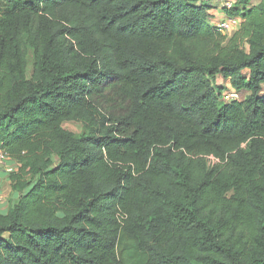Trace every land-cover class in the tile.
Listing matches in <instances>:
<instances>
[{"label": "trees", "instance_id": "obj_1", "mask_svg": "<svg viewBox=\"0 0 264 264\" xmlns=\"http://www.w3.org/2000/svg\"><path fill=\"white\" fill-rule=\"evenodd\" d=\"M231 1L0 0V264H264V0Z\"/></svg>", "mask_w": 264, "mask_h": 264}, {"label": "built area", "instance_id": "obj_2", "mask_svg": "<svg viewBox=\"0 0 264 264\" xmlns=\"http://www.w3.org/2000/svg\"><path fill=\"white\" fill-rule=\"evenodd\" d=\"M232 6L231 0H223L222 7L229 9ZM240 25V18L236 16H228L224 15L221 21L216 23V27L224 34H230L232 31L236 30ZM222 100L225 102H229L232 100H239L241 99V94L232 88H228L223 90L222 93ZM8 154L0 147V166H5L8 163ZM3 166V167H4ZM15 169V165L12 167L6 166L7 172H11Z\"/></svg>", "mask_w": 264, "mask_h": 264}, {"label": "rangeland", "instance_id": "obj_3", "mask_svg": "<svg viewBox=\"0 0 264 264\" xmlns=\"http://www.w3.org/2000/svg\"><path fill=\"white\" fill-rule=\"evenodd\" d=\"M206 1L208 3H210L212 5V9L215 10V12L220 13L221 12V7H222V2L223 0H203ZM217 82L219 83L218 85L221 87H224L223 90H226L227 87L223 86L225 85L226 82L222 81V79L220 77H218ZM64 127L67 130L70 131H74V132H79L81 130V124L78 122H74V121H70V122H66L64 124ZM4 166V165H3ZM0 166V171L3 173H8L6 170V166L8 167H12L13 164L12 163H7L4 167ZM1 176V174H0ZM10 180L9 178L6 176L4 178H0V203H4V202H10L11 200V188H10Z\"/></svg>", "mask_w": 264, "mask_h": 264}, {"label": "crops", "instance_id": "obj_4", "mask_svg": "<svg viewBox=\"0 0 264 264\" xmlns=\"http://www.w3.org/2000/svg\"><path fill=\"white\" fill-rule=\"evenodd\" d=\"M211 12H212V14H214L216 16L217 19L220 17V13L215 12L214 9H212ZM227 84H228V82H227ZM0 174H1L0 178L1 177L4 178L7 176L5 173H3L1 171H0ZM8 206H9L8 202L0 203V211L4 212L8 208Z\"/></svg>", "mask_w": 264, "mask_h": 264}]
</instances>
